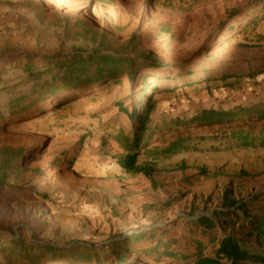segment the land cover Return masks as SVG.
<instances>
[{
    "label": "rangeland",
    "instance_id": "rangeland-1",
    "mask_svg": "<svg viewBox=\"0 0 264 264\" xmlns=\"http://www.w3.org/2000/svg\"><path fill=\"white\" fill-rule=\"evenodd\" d=\"M256 3L259 12L245 16ZM263 5L264 0H0V53L18 49L39 56L126 54L127 41L135 33L142 41L141 50L164 63L188 67L194 76L183 83L199 79L208 83L236 70L246 75L238 83L230 80L233 87L211 83L207 88L206 83L197 89L176 88L179 80L169 85L177 92H162L158 97L149 89L142 98L124 80L114 90L93 87L72 96L63 107L50 106L0 124V197L15 198L0 201V231L26 242L33 234L38 243L102 247L153 224L163 225L176 215L210 212L227 189L243 197L264 193V176H240L242 171L251 176L261 171L264 148L258 144L243 148L233 138L242 130L260 139V124L190 126L162 133L140 159L155 170L152 179L124 174L115 160L122 152L101 149L104 125L130 131L132 124L118 116L116 103L127 101L131 94L136 103L145 104L150 96L161 99L153 125H171L203 109L230 110L263 103L264 70H253L264 62ZM235 14L237 18L231 20ZM257 15L262 17L260 22L248 25ZM90 31H96L97 37ZM101 34L106 35L105 42ZM5 71H0V107L29 86L23 71ZM252 73L257 77L249 78ZM138 87L139 80L133 89ZM167 87L162 82V90ZM203 137L210 140L200 142ZM178 140H187V151L160 154ZM6 150L24 152L21 172L6 168ZM9 186L24 190L14 194ZM169 201L172 208L166 212L150 208ZM21 228L28 229L29 235L23 236ZM169 236L177 237L182 251H195L196 244L181 233ZM16 253L0 240V264H17L12 258ZM128 257L137 259L138 255L129 253Z\"/></svg>",
    "mask_w": 264,
    "mask_h": 264
},
{
    "label": "trees",
    "instance_id": "trees-1",
    "mask_svg": "<svg viewBox=\"0 0 264 264\" xmlns=\"http://www.w3.org/2000/svg\"><path fill=\"white\" fill-rule=\"evenodd\" d=\"M258 6L259 3H256L245 13V16L257 14L260 10ZM262 9L264 10V5ZM238 14H235L231 20L237 18L235 16ZM261 19L262 17L257 15L248 25L256 24ZM90 32L93 37H97L96 31ZM159 33L162 34V26L159 28ZM101 37L104 42L107 40L106 35L101 34ZM140 44H142L140 37L134 33L127 41L126 54L98 52L86 57L83 52L68 54L56 52L44 56L25 53L18 49L1 52L0 71L6 72V68L23 71L27 75L29 86L24 92L14 94L6 106L0 107V124L7 125L18 118L40 113L42 109L50 106L61 104L63 107L68 104L70 98H74L72 96L93 87L102 86L114 90L122 86L124 80L130 82L132 92H140L141 98L149 89L158 97L162 96V92L167 94L177 92V89L174 90L169 85L179 80L177 84L180 85L176 88L187 85L189 88L197 89L207 83L206 80L201 81V79L183 83L186 78L194 76L190 75L188 67L164 63L153 53L141 50ZM7 60L10 62L7 63ZM262 63L253 70L257 72L264 70V62ZM1 77L2 75L0 79ZM248 77L256 78L257 75L252 73ZM244 78L246 75L236 70L228 75L213 78L206 86L209 88L211 83H221L223 86L233 87L229 83L230 80L238 83ZM148 79L154 80L155 83L148 84ZM138 80L139 87L133 89ZM162 82L168 86L164 90H162ZM155 96L147 97L145 104H142L141 100L136 103L132 94L127 101L124 99L117 101L118 116L125 117L126 121L132 124L130 131H126L124 127L111 129L110 125L103 126L101 149H117L122 152L115 157V160L116 165L126 175H143L152 179L155 170L147 164L140 163V159L158 136L161 137L162 133H169L175 128L190 126L212 128L233 123L260 124L262 126L260 139H253L249 133L242 130L234 133L233 138H237L243 148H253L257 144L264 148V102L249 106L239 105L230 110L203 109L194 117L176 120L171 125H153L152 116L161 102V99ZM120 121L122 120L119 119ZM208 140L210 139L200 138V142ZM186 142L187 140H178L161 150L160 154L171 156L179 151H187ZM4 152L8 155L6 168L21 172L24 152L17 150ZM60 163L59 160L57 165ZM240 176H264V160L259 173L251 176L242 171ZM8 190L19 194L24 188L9 186ZM5 200L12 202L15 198L10 194L0 197L1 202ZM172 203L169 201L150 208L154 211L166 212L172 208ZM20 230L23 236L29 235L28 229ZM175 232L181 233L184 238L196 244L195 251L192 253L182 251L177 237H167ZM0 233V240L17 251V257H12L17 264H264V193L243 197L227 189L219 206L210 212L193 211L188 215H176L163 225L162 222L153 224L149 228L124 237V240H114L102 247L77 244L66 248L54 243L35 242L32 238L33 234L31 240L26 242L6 232L0 231ZM257 247L263 251H255L254 248ZM207 248H211L212 251L205 252ZM129 253L137 254L138 258H129ZM166 260L169 262L166 263Z\"/></svg>",
    "mask_w": 264,
    "mask_h": 264
}]
</instances>
